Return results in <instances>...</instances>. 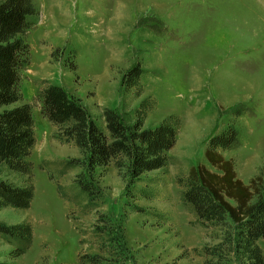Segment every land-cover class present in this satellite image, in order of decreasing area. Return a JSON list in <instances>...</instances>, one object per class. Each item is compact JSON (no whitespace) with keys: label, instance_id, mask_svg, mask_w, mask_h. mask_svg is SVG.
<instances>
[{"label":"rangeland","instance_id":"rangeland-1","mask_svg":"<svg viewBox=\"0 0 264 264\" xmlns=\"http://www.w3.org/2000/svg\"><path fill=\"white\" fill-rule=\"evenodd\" d=\"M34 1L31 60L20 78L22 101L31 105L35 121L36 141L27 157L33 171L24 176L2 168L0 174L33 183L29 208L0 210L7 224L30 222L33 237L17 258L8 255L12 245L0 240V260L80 264L84 253L109 256L98 248V233L114 227L128 247L129 264H238L213 252L221 243L219 229L193 224L177 178L199 163L214 170L206 143L231 122L241 142L223 154L234 160L238 177L247 183L264 168V0ZM134 66L141 74L127 88ZM46 82L77 98L106 134L104 107L133 125L141 101L156 99L145 127L171 114L181 117L167 166L138 180L113 160L92 171L81 162L62 174L61 160L82 156L54 136L57 126L41 114L37 96ZM83 178L92 182L89 194L75 182ZM258 244L264 252V237Z\"/></svg>","mask_w":264,"mask_h":264},{"label":"trees","instance_id":"trees-1","mask_svg":"<svg viewBox=\"0 0 264 264\" xmlns=\"http://www.w3.org/2000/svg\"><path fill=\"white\" fill-rule=\"evenodd\" d=\"M37 13L34 0H0V174L2 168L24 176L33 171V162L27 157L36 141L35 121L31 105L22 101L20 78L31 60L27 35L33 26L30 17ZM140 70L139 66L129 70L130 80L133 78L134 82H129L127 88L138 83ZM37 98L42 116L57 126L54 136L76 146L82 156L61 160L62 174L81 162L87 171H92L113 160L119 171L124 166L130 178L138 180L148 171L167 166V152L176 142L181 117L171 114L156 126L145 127L144 120L155 107L156 99L148 97L141 101L133 125L126 124L117 109L104 107L106 134L102 124L63 86L46 82ZM240 142V130L231 122L206 143L205 158L214 170L199 163L177 181L183 187L181 201L195 218L193 224L221 231L219 249L213 251L217 256L232 257L238 264H264V252L258 244L264 237V168L246 183L238 177L234 160L223 154L237 148ZM51 178L54 179L53 175ZM85 178L75 182L80 193L89 194L93 191L92 182ZM57 189L63 197H68L60 184ZM34 190L32 182L17 184L9 177H0V210L29 208ZM32 237L30 222L0 221V240L12 245L10 258L23 255L32 244ZM98 238V248L109 256L84 253L80 264H129V250L122 233L112 227L100 231ZM0 264L10 263L0 260Z\"/></svg>","mask_w":264,"mask_h":264}]
</instances>
